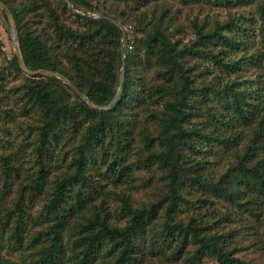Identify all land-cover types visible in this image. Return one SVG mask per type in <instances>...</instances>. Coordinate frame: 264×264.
Returning a JSON list of instances; mask_svg holds the SVG:
<instances>
[{
  "label": "trees",
  "instance_id": "obj_1",
  "mask_svg": "<svg viewBox=\"0 0 264 264\" xmlns=\"http://www.w3.org/2000/svg\"><path fill=\"white\" fill-rule=\"evenodd\" d=\"M3 1L25 64L66 75L97 104L118 88L122 31L85 12L126 29L122 87L109 109L90 107L56 76L25 74L14 51L7 58L22 111L36 115L35 170L0 226L29 249L28 263L156 264L163 255L204 264L207 255L264 264L236 253L238 241L264 252V0ZM218 8L227 17L208 19ZM195 11L205 15L190 18L185 40L180 17ZM5 78L0 71L4 116ZM12 159L0 153V204L17 176ZM53 165L65 168L42 205L45 229L28 246L22 203L44 191ZM0 264L17 263L0 248Z\"/></svg>",
  "mask_w": 264,
  "mask_h": 264
},
{
  "label": "rangeland",
  "instance_id": "obj_2",
  "mask_svg": "<svg viewBox=\"0 0 264 264\" xmlns=\"http://www.w3.org/2000/svg\"><path fill=\"white\" fill-rule=\"evenodd\" d=\"M227 10L224 8L214 9L208 13V19H212L214 15H217L220 19H225L227 17ZM195 15L202 17L205 13L194 12L193 14L188 15V17H180L182 23V37L186 40L191 36V28L189 20L193 18ZM188 19V20H187ZM37 27L40 24L37 23L35 25ZM131 25L130 28H132ZM0 40L2 43V52L0 53V71L6 78L4 80L5 85V93H7V103L3 104L2 107L12 109V115L4 116L3 113L0 115V153L3 155L10 154L12 156V163L17 166V176L13 175L10 180L9 190L6 193H2V200L0 204V216H4L7 211L14 209V205L12 204L13 199H16L17 193L19 191V186L21 183H28L30 178L34 173L35 167L33 165V153L31 151V145L29 141L32 139L33 134L30 133L29 125L35 123L36 115L34 112L25 113L22 111L21 103L18 100L17 95L14 94L16 91L19 94L18 85L20 83V78L17 74L8 73L7 69V58L11 56L13 53V45L9 37L8 23L4 20L0 9ZM5 68V69H4ZM27 114L28 116H25ZM134 157L130 158V161H133ZM59 162L60 161L59 159ZM52 171L47 177V183L45 185V189L41 193H33L26 194L23 205L26 209V217L25 222L26 226L23 228L24 235L23 239L29 246L30 239L33 236L42 230L45 229V219L41 215L42 205L50 196V185L52 181L55 179L58 170L64 169L63 167H58V165H53ZM56 166V167H55ZM138 175L142 177H146V174L138 170ZM141 182L142 180L139 178L138 180ZM142 187L139 188V192L135 195L136 199H140L143 195H141ZM233 225L241 232L245 231L240 226V222L238 219H233ZM2 226H0V248L2 254L5 255L8 259L16 262L17 264H29L28 259L25 257L28 254L29 249L26 252L23 251L24 245L17 244L13 240L9 239L8 231L5 229L2 230ZM24 242V243H25ZM237 251L236 253L244 258L245 260H251L253 262L264 261V252L262 250H253L252 246L249 245V242L242 241L241 243L238 241L237 243ZM31 248V247H30ZM163 255H158L154 257V262L156 264H177V262H169L164 259ZM204 264H221L215 258L209 257L205 255L203 257Z\"/></svg>",
  "mask_w": 264,
  "mask_h": 264
},
{
  "label": "water",
  "instance_id": "obj_3",
  "mask_svg": "<svg viewBox=\"0 0 264 264\" xmlns=\"http://www.w3.org/2000/svg\"><path fill=\"white\" fill-rule=\"evenodd\" d=\"M0 9L3 10V12L6 16L7 22H8L9 37H10V40H11L12 45H13V50H14V54L16 56L18 65L25 74H27L29 76H35L37 74L52 75V76H56V77L64 80L92 108L109 109L114 104V102L117 100V98L119 96V93H120V90L122 87V82H123V77H124V68H125V54H124L123 44H124V40L126 37V29L122 24H120V22H118V20L114 19L111 16L105 15V14L85 12V14H88V15H91L94 17H103V18L111 20L113 23L117 24L122 31V40H121V47H120L121 68H120L118 88H117L115 94L113 95V97L111 98V100L107 104H97L94 101L90 100L85 95V93L82 92L66 75H64L60 72H57L55 70H52V69H47V68L30 69L25 64L24 59H23L22 54H21L20 46L18 43L16 23H15L14 16H13L12 12L10 11L9 7L7 6V4L3 0H0ZM75 12H79V11L75 10Z\"/></svg>",
  "mask_w": 264,
  "mask_h": 264
}]
</instances>
